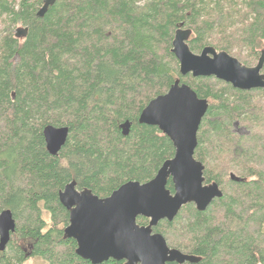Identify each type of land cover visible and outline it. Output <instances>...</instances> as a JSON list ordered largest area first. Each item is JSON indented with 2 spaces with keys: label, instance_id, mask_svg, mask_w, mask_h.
Masks as SVG:
<instances>
[{
  "label": "trees",
  "instance_id": "16d2710c",
  "mask_svg": "<svg viewBox=\"0 0 264 264\" xmlns=\"http://www.w3.org/2000/svg\"><path fill=\"white\" fill-rule=\"evenodd\" d=\"M42 6V0H0V214L10 210L17 223L0 264H25L29 256L93 264L64 238L69 212L59 193L75 181L79 190L107 198L128 182L154 179L175 147L139 117L178 79L209 101L195 158L205 166V184L217 183L224 196L204 212L186 205L154 232L201 264H264V90L182 77L172 53L184 26L193 32L192 52L213 47L243 65L258 63L264 0H56L39 18ZM19 25L29 29L24 39L15 36ZM236 122L248 132H233ZM49 125L70 131L58 156L46 148ZM168 189L174 193L171 179ZM138 224L149 220L139 217Z\"/></svg>",
  "mask_w": 264,
  "mask_h": 264
},
{
  "label": "water",
  "instance_id": "95a60500",
  "mask_svg": "<svg viewBox=\"0 0 264 264\" xmlns=\"http://www.w3.org/2000/svg\"><path fill=\"white\" fill-rule=\"evenodd\" d=\"M37 16L43 18L56 0H42ZM29 29L20 27L16 38L24 39ZM192 30L181 26L175 33L172 53L179 62L180 74L194 78L215 77L239 91L264 90V50L254 67L243 65L225 51L206 47L200 54L191 51L188 41ZM209 109V101L202 99L188 85L177 80L169 91L154 100L142 111L139 123L158 127L175 147V155L167 160L154 179L147 183L128 182L107 198L94 195L91 190H79L68 184L59 195L69 212L65 239L77 243L76 253L93 264L109 260L125 264H201L202 258L170 248L166 238L154 232L164 220L173 222L183 207L194 204L204 212L214 200L224 196L217 183L205 184V166L195 158L198 132ZM67 127L47 126L44 138L47 151L58 156L69 137ZM172 180L174 193L168 189ZM234 182L245 179L230 174ZM149 220L147 226L138 218ZM16 232L11 211L0 214V251L10 244Z\"/></svg>",
  "mask_w": 264,
  "mask_h": 264
},
{
  "label": "rangeland",
  "instance_id": "374dc122",
  "mask_svg": "<svg viewBox=\"0 0 264 264\" xmlns=\"http://www.w3.org/2000/svg\"><path fill=\"white\" fill-rule=\"evenodd\" d=\"M10 1H12V0H10ZM18 27H22V26L21 25L17 26L14 29V31ZM2 29H4V26L2 25V20H0V31H2ZM195 54H200V53H195ZM242 55H243L242 57H247V58L249 57L248 56L249 55L248 51H243L242 52ZM231 56L237 58L235 55H231ZM238 60L242 63V61L240 59H238ZM256 64H257V62L252 61L250 65H245V66L254 67V66H256ZM221 82L222 83H225L224 81H221ZM256 96L259 97V96H262V95L261 94H259V95L256 94ZM232 129H233V132L240 133V134H245V133L248 132V128L245 125H243V124H241L239 122H236L233 125V128ZM44 219L46 220V222H48L49 224H51L52 218H51V216L47 212L44 213ZM19 245L22 246V248L24 249V251H25V253L27 255H30L29 253L32 251V247H31V245L28 242H23L22 241V242H19ZM25 264H48V263H47V261L43 260L42 258H39V257H32V258H30V256H29L28 257V260H27V262Z\"/></svg>",
  "mask_w": 264,
  "mask_h": 264
},
{
  "label": "bare ground",
  "instance_id": "6f19581e",
  "mask_svg": "<svg viewBox=\"0 0 264 264\" xmlns=\"http://www.w3.org/2000/svg\"><path fill=\"white\" fill-rule=\"evenodd\" d=\"M18 28H20V27H18ZM18 28H17V29H18ZM24 28H27V27H24ZM17 29H16V30H17ZM15 36H16V31H15ZM172 44H173V43H172ZM180 75H181V74H180ZM181 76H182V75H181ZM187 76H188V75H187ZM182 77H186V76H182ZM178 80H180V79H178ZM73 182H75V181H73ZM71 183H72V182H71ZM75 183H76V182H75ZM69 184H70V183H69ZM63 191H64V190H63ZM61 192H62V191H61ZM61 192H60V193H61ZM60 193H59V195H60ZM59 199H60V198H59ZM5 211H7V210H5ZM8 211H10V210H8ZM3 212H4V211H3ZM12 214H13V213H12ZM15 221H16V220H15ZM16 228H17V223H16ZM64 238H65V237H64ZM77 247H78V246H77ZM76 250H77V249H76ZM76 254H77V253H76ZM78 257H79V256H78ZM80 258H81V257H80ZM81 259H82V258H81ZM83 260H84V259H83Z\"/></svg>",
  "mask_w": 264,
  "mask_h": 264
},
{
  "label": "flooded vegetation",
  "instance_id": "af4514ba",
  "mask_svg": "<svg viewBox=\"0 0 264 264\" xmlns=\"http://www.w3.org/2000/svg\"><path fill=\"white\" fill-rule=\"evenodd\" d=\"M77 249V248H76Z\"/></svg>",
  "mask_w": 264,
  "mask_h": 264
}]
</instances>
